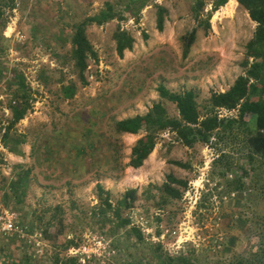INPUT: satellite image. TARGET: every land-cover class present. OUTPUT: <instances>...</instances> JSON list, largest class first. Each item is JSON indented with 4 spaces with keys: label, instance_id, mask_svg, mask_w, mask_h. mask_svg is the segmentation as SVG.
Segmentation results:
<instances>
[{
    "label": "rangeland",
    "instance_id": "rangeland-1",
    "mask_svg": "<svg viewBox=\"0 0 264 264\" xmlns=\"http://www.w3.org/2000/svg\"><path fill=\"white\" fill-rule=\"evenodd\" d=\"M135 1L14 0L13 8L0 6V216L7 214L29 231L23 237L0 234V254L27 264H68L69 259L76 264H155L160 245L164 254L186 255L192 264H230L232 255L257 242L254 224L264 219V167L252 170L257 158L250 166L247 153L236 146L197 143L187 148L165 132L134 170L128 167L131 150L145 133L117 134L114 128L159 103L169 117H178L175 106L158 97L161 84L173 93L194 91L201 112L212 94L228 91L243 75L245 45L256 25L238 4L226 10L228 1L213 14L206 35L198 30L183 57L181 38L196 27L191 0H147L139 13ZM110 5L113 20L86 28L97 59H88L83 85L70 59L74 27ZM156 6L167 10L162 33L156 30ZM118 29L134 39L133 50L122 58L114 41ZM41 71L51 80L45 88L37 80ZM16 75L24 77L32 93L31 108L10 132L12 139L24 137L16 148L19 155L1 142L12 116L8 85ZM70 83L76 95L65 101L58 91ZM218 114L235 118L237 112ZM219 151L230 156L235 168L226 181L247 172L241 192H228L213 172ZM21 170L31 171L22 204L4 202L3 189ZM169 175L186 182L187 189H180L181 200L164 205L162 189ZM97 184L110 194L112 210L105 214ZM128 190L136 191V201L124 209L118 203ZM50 220L47 238L43 230ZM121 222L129 224L122 227ZM132 227L141 242L130 233ZM33 234H41L39 246ZM68 241L75 246L67 248Z\"/></svg>",
    "mask_w": 264,
    "mask_h": 264
},
{
    "label": "trees",
    "instance_id": "trees-1",
    "mask_svg": "<svg viewBox=\"0 0 264 264\" xmlns=\"http://www.w3.org/2000/svg\"><path fill=\"white\" fill-rule=\"evenodd\" d=\"M147 0H136L138 7L135 13L145 6ZM229 0H191L190 11L195 20L196 27L181 38L183 57H186L196 40V33L199 29L203 30L206 35L210 30V20L217 11L227 5ZM242 9H244L249 19L256 25L252 38L245 45V55L242 62L243 75L239 76L233 86L224 93L212 94L203 110L200 112L196 102L194 91L188 90L183 93H173L164 85L157 87V94L161 100H164L175 106L178 117L171 118L167 115L166 110L161 103L155 104L144 116H136L114 124L117 134L138 135L141 131L145 135L137 141L131 150V159L128 164L129 168L137 170L142 167L143 163L152 154L157 137L165 132L175 134L176 139L187 148H193L197 143L206 144L208 146L224 145L226 147L236 146L241 152H246L245 160L247 164L252 166L259 160L256 168L264 167V0H234ZM132 3L134 1H131ZM0 6H15L14 0H0ZM209 6V10L207 7ZM156 30L162 33L167 10L161 6H156ZM207 10V11H206ZM115 15L110 6L99 15L85 19L83 22L74 27L71 36L70 59L74 63L78 77L83 85L86 84L84 74L87 69L88 59L95 60L97 55L93 51L91 44L86 37V28L96 24L101 26L113 20ZM147 38V37H144ZM117 55L122 58L124 52L133 50L134 39L125 31L118 29L114 34ZM48 73L41 71L37 77L38 82L45 88L49 82ZM0 77L2 73L0 71ZM1 80V78H0ZM11 91L12 100L9 110L11 119L4 128L1 142L4 148L14 155H19L17 147L24 144V137L12 139L10 137L11 130L21 120L24 119L27 111L31 108L32 93L25 84L22 75L13 77L12 82L8 85ZM58 93L63 100H72L76 95V87L73 83L69 85H60ZM236 111L235 118L220 117L218 112ZM81 118V117H80ZM89 121V119H87ZM253 125V127H250ZM84 157V152H80ZM173 165L181 169H189V165L173 162ZM212 169L225 185V189L230 193H238L244 190L243 176H247V172L231 181L226 178L234 173L233 163L230 156L223 151L218 152V157L212 163ZM241 169V168H240ZM30 170H24L17 173L16 179L8 184L2 191V199L4 202L14 200L21 205L28 188ZM167 184L162 189V203L164 205L172 201H179L182 198L180 189L186 190L187 183L176 180L169 175L166 178ZM177 186L178 188H175ZM98 201L102 205L101 213H107L112 210L109 203L110 194L104 192L102 187L97 184ZM136 201V191L128 190L124 193L122 200L118 203L120 207L129 209ZM58 210L56 209L55 212ZM54 212V213H55ZM115 215L119 216V209H115ZM53 214V213H52ZM54 214L51 220H56ZM103 215V214H102ZM49 221L43 234L48 236L50 223ZM41 221V220H40ZM257 224L254 238L257 242L249 246L241 255H232L230 264H264V219L257 218ZM128 222H121V226H128ZM130 233L137 239L142 241L140 232L135 229H129ZM26 233H29L27 230ZM49 238V236L47 237ZM75 246L74 241L67 242V248ZM156 259L155 264H192L193 260L186 255L171 257L164 254L162 247L158 245L153 254ZM147 260V259H143ZM68 264H76L75 259H69ZM150 263V262H149ZM0 264H27L19 259L10 257L8 253L0 254ZM54 264H60L55 261ZM61 264H67L62 262Z\"/></svg>",
    "mask_w": 264,
    "mask_h": 264
},
{
    "label": "built area",
    "instance_id": "built-area-1",
    "mask_svg": "<svg viewBox=\"0 0 264 264\" xmlns=\"http://www.w3.org/2000/svg\"><path fill=\"white\" fill-rule=\"evenodd\" d=\"M6 215L0 216V234L12 235L14 233V234H18V236L20 237H23L24 233L27 230H25L20 225H16L17 221H15L14 219H9V216L7 215L8 216L7 217ZM31 238L33 239V242L35 243V245L39 246V243H38L39 241H37V239L42 238L41 234H35V235L33 234Z\"/></svg>",
    "mask_w": 264,
    "mask_h": 264
},
{
    "label": "bare ground",
    "instance_id": "bare-ground-1",
    "mask_svg": "<svg viewBox=\"0 0 264 264\" xmlns=\"http://www.w3.org/2000/svg\"><path fill=\"white\" fill-rule=\"evenodd\" d=\"M229 2H230L229 5H231V6H230V7H226V8H227L226 10H229V9H231V8H233L234 6L237 5V3H236L234 0H229Z\"/></svg>",
    "mask_w": 264,
    "mask_h": 264
}]
</instances>
